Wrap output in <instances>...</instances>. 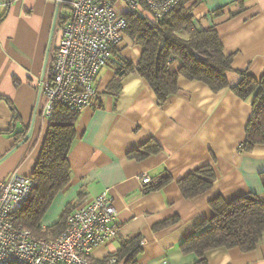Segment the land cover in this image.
I'll use <instances>...</instances> for the list:
<instances>
[{
    "label": "crops",
    "instance_id": "1",
    "mask_svg": "<svg viewBox=\"0 0 264 264\" xmlns=\"http://www.w3.org/2000/svg\"><path fill=\"white\" fill-rule=\"evenodd\" d=\"M1 1L8 4L0 7V96L14 110L0 100V178L12 171L31 176L49 120L35 119L29 138L21 140L33 116L35 83L50 36V46L57 40L51 35L55 7L50 0ZM184 8L195 28L213 26L223 53L231 55L229 87L213 91L179 76L178 91L159 103L144 78L123 65H135L141 55V47L123 32L96 77L95 95L74 123L69 181L41 218L42 227H50L65 211L107 191L117 211V232L96 249L95 260H105L123 241L139 236L137 264H192L195 254L181 252L179 245L213 218L211 199L254 195L264 202V144L242 149L250 99L230 89L242 73L259 79L264 72V0H186ZM180 66L173 60L169 71ZM152 140L161 147L158 153L129 156ZM204 166L214 172L211 187L185 198L178 181ZM144 176L151 182L142 184ZM165 176L170 179L159 185ZM205 257L207 264H264V233L252 250L216 248Z\"/></svg>",
    "mask_w": 264,
    "mask_h": 264
},
{
    "label": "trees",
    "instance_id": "2",
    "mask_svg": "<svg viewBox=\"0 0 264 264\" xmlns=\"http://www.w3.org/2000/svg\"><path fill=\"white\" fill-rule=\"evenodd\" d=\"M185 1L182 0L156 22L146 9L139 14L123 12L127 19L124 33L141 47L138 62L133 65L124 61L123 65L134 68L144 78L159 103L178 91L179 76L200 81L213 91L229 87L226 74L231 70V55L223 53L213 26L208 29L195 28L184 8ZM173 60L181 63L177 72L169 71V64ZM230 89L237 97L250 99L251 114L241 146L249 151L255 145L264 144V72L259 79L242 73L241 81ZM0 100L14 110L8 99L0 96ZM78 113L63 105L54 108L31 173L35 181L34 189L17 212L16 223L38 237L55 238L65 227L67 211L60 221L47 228L42 227L41 218L53 197L69 181L68 154L75 141L74 123ZM160 150L161 147L152 140L132 151L129 156L142 159ZM214 178L212 169L204 166L180 179L178 185L185 198H192L211 187ZM169 179L168 176L163 177L159 185ZM262 184L264 187V175ZM209 205L214 211L213 218L201 222L198 232L179 245L181 252L195 254L196 260L192 264H207L205 254L216 248L238 247L241 251H249L259 244L264 233V202L254 195H247L229 202L215 197L209 201ZM172 221L161 222L156 227L167 226ZM140 250V237L136 236L123 241L109 256H115L123 264H137Z\"/></svg>",
    "mask_w": 264,
    "mask_h": 264
},
{
    "label": "built area",
    "instance_id": "3",
    "mask_svg": "<svg viewBox=\"0 0 264 264\" xmlns=\"http://www.w3.org/2000/svg\"><path fill=\"white\" fill-rule=\"evenodd\" d=\"M55 7L57 40L35 83L34 120H48L63 105L80 112L95 95L96 77L121 42L127 19L116 13L111 0H50ZM182 0H122L126 11L150 12L156 22ZM8 2L0 0V7ZM149 176L141 183H150ZM35 186L31 176L12 171L0 178V264H123L115 256L94 259L98 247L117 232V211L104 191L74 207L55 238L34 235L16 223L18 210Z\"/></svg>",
    "mask_w": 264,
    "mask_h": 264
},
{
    "label": "water",
    "instance_id": "4",
    "mask_svg": "<svg viewBox=\"0 0 264 264\" xmlns=\"http://www.w3.org/2000/svg\"><path fill=\"white\" fill-rule=\"evenodd\" d=\"M54 25H55V17L53 18V22H52L51 35L53 33ZM50 44H51V36H50V39H49V42H48V45H47L43 68H44V66L46 64L48 52H49V49H50ZM33 124H34V116H32L28 131H27L26 135L24 136V138L21 140V142H24V141H26L29 138V136H30V134L32 132Z\"/></svg>",
    "mask_w": 264,
    "mask_h": 264
},
{
    "label": "rangeland",
    "instance_id": "5",
    "mask_svg": "<svg viewBox=\"0 0 264 264\" xmlns=\"http://www.w3.org/2000/svg\"><path fill=\"white\" fill-rule=\"evenodd\" d=\"M112 1V4H113V7H114V10L116 13H123L127 10V6L122 2V0H111ZM57 31H55L54 33V37L52 39V42H54L53 40H55V38L57 37L58 35V28H56Z\"/></svg>",
    "mask_w": 264,
    "mask_h": 264
}]
</instances>
